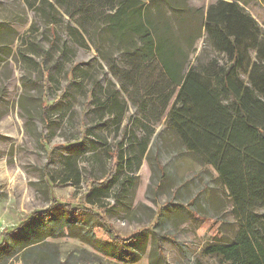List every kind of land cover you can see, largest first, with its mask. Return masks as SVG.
<instances>
[{"label":"trees","instance_id":"trees-1","mask_svg":"<svg viewBox=\"0 0 264 264\" xmlns=\"http://www.w3.org/2000/svg\"><path fill=\"white\" fill-rule=\"evenodd\" d=\"M39 1L55 14H59L57 6L76 23L71 32L77 43L85 46L88 41L95 48L137 116L107 148L110 172L101 181L89 182L86 203L72 205L54 198L46 210L34 211L7 232L5 237L11 236L4 238L0 252L19 255L23 251V264H69V259L61 262L58 247L47 242L67 233L104 257L140 263L143 233L118 234L105 218L104 201L112 197L110 189L121 172L133 181L145 159L157 162L156 127L164 119L165 128L195 162L214 168L242 221L233 241L210 246L206 252L222 257L223 264H264V229H258L253 215L264 207V35L245 8L254 0H218L206 12L194 9L189 0ZM200 39L204 50L193 63ZM55 42L53 35L52 47ZM77 67L68 73L69 79ZM50 73L43 68L42 81ZM107 93L99 110L109 109L120 125L127 102L116 90ZM42 109L47 110L45 103ZM121 185L126 186L124 181ZM167 206L171 202L162 211ZM194 212H190L193 217ZM98 228L110 236L108 241L96 236ZM22 232H30L32 238L15 248L14 236ZM153 247L148 263L169 264L160 246ZM70 258L73 264H100L87 251Z\"/></svg>","mask_w":264,"mask_h":264},{"label":"rangeland","instance_id":"rangeland-1","mask_svg":"<svg viewBox=\"0 0 264 264\" xmlns=\"http://www.w3.org/2000/svg\"><path fill=\"white\" fill-rule=\"evenodd\" d=\"M31 1L33 8L27 0H0V246L10 238V234L5 237L7 232L34 211L46 210L54 198L72 205L86 203L89 182L101 181L110 172L107 148L137 116L95 48L88 41L85 46L77 43L71 32L76 23L57 6L59 14L39 0ZM217 1L189 0V4L206 12ZM245 8L264 35V3L254 0ZM203 42L195 45L193 63L204 50ZM252 57L255 60V54ZM43 68L51 70L45 82ZM242 79L247 81V76ZM110 90L127 102L120 125L109 109L99 110ZM165 121L156 127L157 162L145 159L133 181L125 171L119 174L110 189L112 197L104 201L105 218L121 236L143 233L138 248L143 259L138 264H149L154 245L160 246L169 264H223L222 257L206 250L233 241L242 221L214 168L195 162L165 128ZM194 198L195 203L188 205ZM169 202L172 206L162 211ZM253 215L263 230L264 207ZM95 234L103 241L110 239L101 228ZM19 237L14 236L15 248L32 234L22 232ZM47 242L58 247L61 262L69 259L73 264L71 254L87 251L100 264H126L104 257L67 233ZM22 256L23 251L0 252V264H23Z\"/></svg>","mask_w":264,"mask_h":264}]
</instances>
